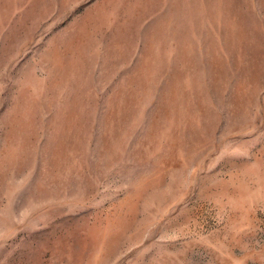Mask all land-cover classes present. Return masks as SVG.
Masks as SVG:
<instances>
[{"label": "rangeland", "instance_id": "rangeland-1", "mask_svg": "<svg viewBox=\"0 0 264 264\" xmlns=\"http://www.w3.org/2000/svg\"><path fill=\"white\" fill-rule=\"evenodd\" d=\"M0 264H264V0H0Z\"/></svg>", "mask_w": 264, "mask_h": 264}]
</instances>
